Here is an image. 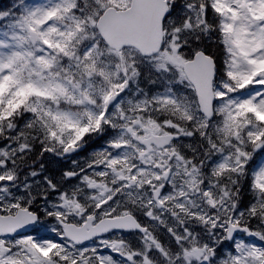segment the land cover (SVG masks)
I'll return each instance as SVG.
<instances>
[{
	"label": "snow or ice",
	"instance_id": "snow-or-ice-1",
	"mask_svg": "<svg viewBox=\"0 0 264 264\" xmlns=\"http://www.w3.org/2000/svg\"><path fill=\"white\" fill-rule=\"evenodd\" d=\"M0 264H264V0L0 8Z\"/></svg>",
	"mask_w": 264,
	"mask_h": 264
},
{
	"label": "rangeland",
	"instance_id": "rangeland-1",
	"mask_svg": "<svg viewBox=\"0 0 264 264\" xmlns=\"http://www.w3.org/2000/svg\"><path fill=\"white\" fill-rule=\"evenodd\" d=\"M8 1H12V0H8ZM9 4H10V2H9ZM1 8H4L3 5L1 6Z\"/></svg>",
	"mask_w": 264,
	"mask_h": 264
}]
</instances>
